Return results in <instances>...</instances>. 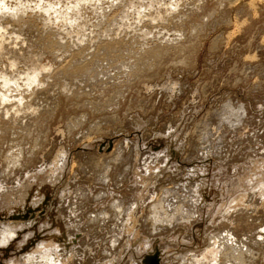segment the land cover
Instances as JSON below:
<instances>
[{
  "label": "rangeland",
  "instance_id": "obj_1",
  "mask_svg": "<svg viewBox=\"0 0 264 264\" xmlns=\"http://www.w3.org/2000/svg\"><path fill=\"white\" fill-rule=\"evenodd\" d=\"M185 1L154 67L3 126L0 264H264V0Z\"/></svg>",
  "mask_w": 264,
  "mask_h": 264
},
{
  "label": "bare ground",
  "instance_id": "obj_2",
  "mask_svg": "<svg viewBox=\"0 0 264 264\" xmlns=\"http://www.w3.org/2000/svg\"><path fill=\"white\" fill-rule=\"evenodd\" d=\"M191 1H192V5H194L193 0H191ZM201 1L202 0H200V2ZM259 1H262V0H249L250 7H252L253 9L256 10V7H257ZM184 2H185V4L187 3V1H185V0H184ZM184 2H183V0H169V1H167V0H0V138L3 137V135H5L6 133H8V130L6 131V133H4L6 128L5 129L3 128V126L6 127V125L8 124V121L14 122V124L16 126L15 128H18V126H17L18 124L19 125L22 124L21 127H23L25 125L31 126V122H33L34 120L29 122V124H27L28 121H30V119H32V117H34L38 113H40L41 108H43V109L45 108V111L50 112L52 110H55L56 106L59 107L58 102L61 101V98H62L61 96L64 93H65L66 99H68L69 98L68 94H70V93H72V94H70V96L72 95L71 97H73L75 94L80 95L82 93L89 92L90 90H94L95 87H97L98 85L99 86L101 85L103 87V89L100 90V91H102V90H104L103 85H105V83L109 82L108 84H110L111 80L115 81V83H117L116 80L117 79L119 80V78L120 79L122 78V77H120L121 74L122 75L123 74L128 75V78L130 80V79H132V77H131L132 75L135 78V76H134L135 74L143 71L144 66H146V65H149L150 67L153 65L155 66L156 58L157 59L162 58L161 55L164 52V49H162V47L165 48V50L167 48H169V47H164L162 44H164L165 46H172V44L174 45V41H176L177 39L174 37L172 38L170 36L168 38H166V36H167L166 34L159 35L161 33V31H160L161 29L159 28L160 30H158V31L155 30L156 27H158V26H156V25L154 26L153 23L163 22L165 20L166 17L163 16V14H161L162 13L161 9H165L166 13L168 14L167 16L171 15L172 20L174 22H175L174 19H181V21H182V19H184L183 13H182V10L184 12V7H183V9H181V7L184 6ZM197 3H199V2H197ZM203 3H204V1H203ZM190 4H191V2H190ZM186 5L188 6V4H186ZM195 5H198V4H195ZM198 7H200V5ZM187 10H188V8L186 9V11ZM255 10L253 12H255ZM90 14L94 15L92 17V19H95V21L90 19ZM222 14H223V12H222ZM187 15L190 16L189 13ZM172 20H171V22H173ZM178 21H180V20H178ZM178 21H176V22H178ZM183 21H185V20H183ZM165 22H168V21L166 20ZM237 22H238V20H237ZM240 22H242V21H240ZM175 23H174V25H178ZM181 24L182 23H180V25ZM238 24H239V22H238ZM240 25H241V23H240ZM161 26H164V25L161 24ZM171 26H173V24ZM153 27H155V29H153ZM234 27H235V25H234ZM163 29H162V31H163ZM233 30L235 31V28ZM240 30L238 29L237 31H240ZM165 32L166 31H164V33ZM233 32H230V33L233 34ZM178 35H179V32L175 36L177 37ZM178 37H180V36H178ZM165 39H167V41H165ZM48 57H52V59H50L48 63L44 62L45 58H47V60L49 59ZM150 67H149V69H150ZM153 67H152V69H153ZM149 69L147 72H149ZM145 72H146V70H145ZM154 73H156V71H154ZM140 74H142V73H140ZM147 74L149 75V73H147ZM129 75H130V77H129ZM144 75H146V74H144ZM128 78H127V80H128ZM152 80L153 79H151L150 81H152ZM122 81H123V79H122ZM111 83H113V82H111ZM107 87H109V86H107ZM98 89H100V88H98ZM97 93H99V91ZM89 95L93 96V94H89ZM83 96H84V94H83ZM83 96L81 95L80 97H83ZM114 96H116V95H114ZM119 96H121V95H119ZM78 97L79 96H77V98ZM97 98H99V97H97ZM114 98H117V97H114ZM89 99H90V97L88 98V100ZM92 99H94V98H92ZM73 100H74V98H73ZM85 100L86 99H84L83 101H85ZM95 101H97V100L95 99ZM79 102L81 103L82 101H79ZM120 102H121V100H120ZM85 103H87V102H85ZM83 104L82 105L80 104V105L84 107ZM87 105L90 106L91 103L89 102V104H87ZM96 107H97V105H96ZM86 108H83V109H86ZM227 108H230V106H228ZM96 109H98V108H96ZM224 109L227 111L226 108H224ZM233 109H235V108H233ZM233 109L231 108V111H233ZM89 110H91V109H89ZM89 110L87 111L88 113H89ZM225 110L222 109V111H225ZM242 111H240V112H242ZM43 113H44V110H43ZM106 114H108V113H106ZM217 114L219 115V113H217ZM230 114H229V116H230ZM83 115H81V116H83ZM50 116H52V114L49 115V119H51ZM81 116L78 118H81ZM85 116L86 115H84L83 119H80L79 121H81V120L87 121L88 118H87V116L86 117ZM88 116H90V114ZM38 118H39V116H38ZM78 118H77V120H78ZM84 118L85 119L87 118V119L85 120ZM117 118H115V119H117ZM119 118H121V117H119ZM217 118H218V116H217ZM222 118H224V117H221V119ZM225 118L227 120L228 117L225 116ZM112 119H114V118L112 117ZM211 119H212V116H211ZM211 119H210V122L212 121ZM234 119H236V118H234ZM72 120H74V119H72ZM72 120L70 122V127L68 126V128H69L68 130H70V133H71V130L74 129V127H72V126L77 123V121H75V120L72 121ZM79 121H78V124H81V123H79ZM206 121H207V119H206ZM221 121H224V120L222 119ZM234 121L235 120H233V122ZM23 122H26V123L23 125ZM34 122H33V125H34ZM39 122L38 123L41 124V121H39ZM49 122H50V120H49ZM112 122H113V120H112ZM46 123H48V122L46 121ZM92 123H93V126L97 127V124L95 125L94 122H92ZM92 123H90L89 125H92ZM105 123H107V121ZM108 123H109V121H108ZM218 123L222 124L220 121ZM36 124H37V122L35 123L34 129L32 128L34 131H35V129H37ZM202 124H204V123H202ZM52 125H54V124H52ZM99 125H101V124H99ZM30 126L26 129H29ZM49 126H48V128H49ZM25 127L19 131L24 132L26 130ZM91 128L93 129L94 127L90 126V128L88 127L87 130L88 129L90 130ZM209 128L211 129L210 125H209ZM38 129L42 130V127H41V129L40 128H38ZM43 129H44V127H43ZM97 129H101V128L97 127ZM28 131L26 130L25 132H28ZM206 131H209V130H206ZM25 132H24V134H25ZM30 132L31 131H29L28 133H30ZM44 132L46 133L47 131H44ZM90 132H92V131H90ZM203 132H201V133L203 134ZM39 133H41V131ZM208 133H210V132H208ZM24 134H23V136H24ZM31 134H32V132H31ZM47 134H48V132H47ZM17 135H19V134H17ZM41 135H44V133L43 134L41 133ZM28 136L30 137L32 135H28ZM200 137H202V136H200ZM46 138H48L47 135L45 137V140H46ZM29 139H31V138H29ZM42 139H44V138H42ZM42 139H40V137L38 138V140H41V141H42ZM4 141H5V138H4ZM70 141H72V140H70ZM34 142H35V139H34ZM43 142L44 141H42L41 144H43ZM36 143L37 142H35V144ZM38 145L41 146L40 144H38ZM16 146L19 147V145H16ZM16 146H14V147H16ZM11 150H13V149H11ZM33 151H34V148H33ZM38 152H40V151H38ZM32 154H34V153H32ZM39 154H41V153H39ZM11 155H13V154L11 153ZM17 156H19L18 153L14 157H17ZM14 157H12V161H14L13 160V159H15ZM118 157H116V158H118ZM30 158H32V157H30ZM7 159H9V158H7ZM17 160H18V158H17ZM17 160H15V161H17ZM32 161H33V158H32ZM8 163L10 165L12 164L10 162H8ZM8 163H7V165H9ZM105 163H106V161H105ZM7 165H6V167H7ZM10 165H9V167H12ZM14 165H15V163H14ZM16 165H18V164H16ZM91 165H93V164H91ZM31 167L32 166H30L28 168L30 169ZM105 167H106V165H105ZM107 167H109V166H107ZM22 168H24L23 165H22ZM6 170L4 172H6ZM7 172L10 173L9 171H7ZM7 172L5 173L6 175H7ZM14 172H16V169ZM12 176H14V175H12ZM11 179L12 178H10V180ZM1 180H2V176H1ZM5 183L8 184L7 182H5ZM5 183H2V184H5ZM180 205H181V202H180ZM170 206H172V205H170ZM158 215H159V213H158ZM100 217H102V216H100ZM170 220H172V219H170ZM242 221H243V219H242ZM259 224H261V222ZM242 226H244V225H242ZM6 228H9V226ZM3 229H5V227ZM230 230H233V229H230ZM246 230H247V228H246ZM2 232H4L2 234H5V230H3ZM10 232L13 233L12 231H10ZM262 232H263V230H262ZM7 234H8L7 236H4V237L1 236L3 240L8 241V236L10 233L8 232ZM10 236H13V235H10ZM226 237L228 239V236H226ZM235 239L232 237V241ZM6 241H3V242L5 243ZM250 241H252V240H250ZM3 242H1V243H3ZM213 252H215V251H213ZM221 254H222V252H221ZM194 255H193V257H194ZM30 259L33 260L34 257H33V259H32V257ZM229 260H232V259H229ZM244 260H247V259H244ZM240 264H241V261H240Z\"/></svg>",
  "mask_w": 264,
  "mask_h": 264
}]
</instances>
